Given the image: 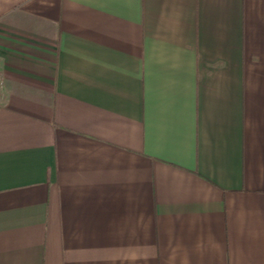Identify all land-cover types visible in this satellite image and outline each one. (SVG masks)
I'll use <instances>...</instances> for the list:
<instances>
[{
	"label": "crops",
	"instance_id": "obj_1",
	"mask_svg": "<svg viewBox=\"0 0 264 264\" xmlns=\"http://www.w3.org/2000/svg\"><path fill=\"white\" fill-rule=\"evenodd\" d=\"M0 264H264V0H0Z\"/></svg>",
	"mask_w": 264,
	"mask_h": 264
}]
</instances>
